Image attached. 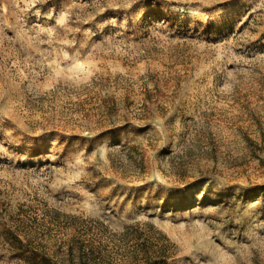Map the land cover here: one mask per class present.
Wrapping results in <instances>:
<instances>
[{
  "label": "rangeland",
  "instance_id": "1",
  "mask_svg": "<svg viewBox=\"0 0 264 264\" xmlns=\"http://www.w3.org/2000/svg\"><path fill=\"white\" fill-rule=\"evenodd\" d=\"M73 239L264 264V0H0V264Z\"/></svg>",
  "mask_w": 264,
  "mask_h": 264
},
{
  "label": "trees",
  "instance_id": "2",
  "mask_svg": "<svg viewBox=\"0 0 264 264\" xmlns=\"http://www.w3.org/2000/svg\"><path fill=\"white\" fill-rule=\"evenodd\" d=\"M7 240L10 243H12L14 246H16L18 251H20V253L38 255V254H35L37 253L36 251L24 249V246L26 244L17 235L10 233L7 236ZM138 242L140 241L138 240ZM143 243H141L140 245L138 244L135 245V247L133 248L129 256L127 255L129 264H162V258L160 257L161 250L155 253H152L151 250H149V247L146 246L147 243L145 241H143ZM86 253L87 254L85 257L84 249L82 247H79L77 244H75V239L71 240L69 250H68V260H67L68 264H101V260L95 258L96 255L100 254L95 250V248L91 247L89 252H86ZM89 253L91 254L88 255ZM100 255L103 256L102 254ZM41 258L44 264H55L53 260H51L49 257L45 255L42 256ZM28 259L33 261L34 258L28 257ZM102 264H105V263L102 262Z\"/></svg>",
  "mask_w": 264,
  "mask_h": 264
}]
</instances>
